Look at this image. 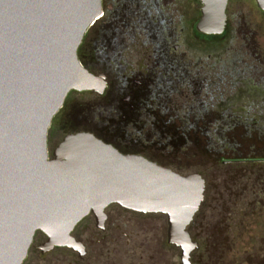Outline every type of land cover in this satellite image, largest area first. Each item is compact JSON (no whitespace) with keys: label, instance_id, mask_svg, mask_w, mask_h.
<instances>
[{"label":"water","instance_id":"water-1","mask_svg":"<svg viewBox=\"0 0 264 264\" xmlns=\"http://www.w3.org/2000/svg\"><path fill=\"white\" fill-rule=\"evenodd\" d=\"M197 1L195 30L221 35L228 0ZM254 1L264 14V0ZM102 16V0H0V264H22L37 231L45 250L78 249L72 229L89 213L102 224L111 204L164 215L180 264L198 247L187 227L204 200L199 174L123 155L84 132L64 136L49 155L48 131L68 94L105 91L104 74L77 57Z\"/></svg>","mask_w":264,"mask_h":264},{"label":"flooded vegetation","instance_id":"flooded-vegetation-1","mask_svg":"<svg viewBox=\"0 0 264 264\" xmlns=\"http://www.w3.org/2000/svg\"><path fill=\"white\" fill-rule=\"evenodd\" d=\"M230 1L225 10L224 32L207 36L195 30L201 41L220 38L226 32ZM181 6L174 0H118L113 3L107 14L108 26L102 37H97L100 45L103 44L109 65L103 73L106 88L101 96L88 92L96 97L104 96V104L101 108L95 105L94 118H88L94 134L84 133L92 134L123 155L141 156L185 176L175 171L170 162L147 157L141 148L148 140L151 143L158 137L168 136L166 129L173 126L174 121L180 122L177 131L183 136L199 121L202 122L200 130L209 136L238 128L262 134L264 61L258 56L253 39L248 38L252 31L248 24H244L242 30L238 27L240 21L232 18L234 25L237 24L232 30L235 44H231L224 59L208 55L206 60L200 59L191 66L190 61L177 54L178 46L175 45L182 21ZM195 9H198L199 21L200 6L196 5ZM95 38L90 40L91 46L96 45ZM101 110L109 114L104 125L95 118L99 115L102 120ZM136 216L163 218L167 238L164 215L135 213L111 204L104 209L102 224H97L94 215L89 213L72 229L69 237L79 245L78 249L53 247L45 250L47 238L35 232L22 264H33L37 256L43 257L41 264H157L142 250L143 244L138 250L129 245L128 239L136 237L138 232L127 235L125 231L133 229L130 217ZM190 225L187 232L191 237ZM143 241L148 242L146 238ZM168 246L179 253V249ZM121 251L123 255L120 256Z\"/></svg>","mask_w":264,"mask_h":264},{"label":"rangeland","instance_id":"rangeland-1","mask_svg":"<svg viewBox=\"0 0 264 264\" xmlns=\"http://www.w3.org/2000/svg\"><path fill=\"white\" fill-rule=\"evenodd\" d=\"M115 1L102 0L104 16L111 11ZM174 1L182 5V21L175 44L178 46L177 54L190 61L191 66L200 59L206 60L208 55L223 56L222 59H224V54L231 44H235L232 30L237 24L234 25L235 20L233 21L232 18H235L236 22L240 21L238 27L242 30H244V24H248L252 30L248 38L253 39V43L259 50L258 56L264 61V14L257 8L254 0H231L227 10L229 26L226 32L220 38H206V41H201L200 35L195 31L199 18L198 9L196 10L195 6L199 7V2L197 0ZM87 34L88 42L96 35L90 29ZM111 76L113 77V74ZM73 104L81 106L90 104L100 107L104 103L88 92L70 93L52 122L51 132L54 144L48 148L49 155L56 141L62 138L58 126ZM105 111H100L102 120L99 115L95 117L102 121L103 125L105 118L109 115ZM201 124L202 122H197L195 126L190 127L189 133L183 136L180 131H177L181 127L180 122L174 121V125L166 129L168 136L158 137L156 140L152 138L154 141L151 143L148 140V144L142 147L141 151L153 160L170 162L172 167L182 175L199 174L206 181V203L190 233L199 247L192 255L191 261L192 264H214L219 261V255L226 253L227 250L233 251L228 253L231 259L249 252L252 244L254 245L253 239H261L264 236V204L254 201L259 200L264 192V163H251V161H264V134L238 128L226 133L221 132L220 136L215 135L209 143L208 133L200 130ZM228 162L237 164H222ZM244 204L253 209L244 222L246 223L245 234L242 232L243 227L240 222V224L238 222L234 224L235 220H239L242 213L240 209ZM130 219L134 227L128 228L125 232L127 235L129 232H138V235L128 239L129 245L138 250L140 244H143L142 250L147 251V257L154 258L157 264H180L178 251L166 243L163 218L136 216ZM241 232L243 238L233 242L234 235ZM145 238L148 240L146 243L143 241ZM232 243L234 246H231ZM124 249L123 245L122 251ZM122 251L120 256L123 255ZM42 262L43 257L41 259L39 256L33 260V264Z\"/></svg>","mask_w":264,"mask_h":264},{"label":"trees","instance_id":"trees-1","mask_svg":"<svg viewBox=\"0 0 264 264\" xmlns=\"http://www.w3.org/2000/svg\"><path fill=\"white\" fill-rule=\"evenodd\" d=\"M116 1H118V0H116ZM108 23H109V21H107V15H105V16L103 15L101 17V19L98 22H96L92 28H90L91 31H94L96 33V35H95L96 38L94 39V43L96 42V45L94 44L93 46H91V44L86 40V35L88 36V34L86 33L78 51H77V57H78L79 62L89 72H92V73L96 72V73H104L105 74L106 68L109 66L105 60L106 57L104 55L105 53H104L103 46H102L103 44L100 45V40H99V38H97L99 35H100V37H102V35H103L102 32H104V30L107 28ZM254 45H255V48L257 49L256 44H254ZM103 97H96V99L102 101ZM95 107L96 106H92L90 104H86L83 106H81L80 104H73L69 108L67 114H65L60 125L58 126V129L60 131V134L62 135V138L66 135L80 133V132H90V133L94 134L95 129L93 127L89 126L88 120L90 118H93ZM100 108H101V106H100ZM54 118H53L52 122L54 121ZM51 129H52V123H51V126L49 128L48 135H47L48 148L52 147V145L54 144L53 143L54 138L52 137ZM262 134H264V132ZM208 135H207V137H208ZM213 137L214 136H209V138H210V140L208 139L209 143L212 141L211 138H213ZM62 138L60 140L56 141L55 146L62 140ZM55 146H54V148H55ZM234 163L237 164L236 162H228V163H222V164H234ZM238 163H240V162H238ZM243 163H246V162H243ZM251 163H264V161H251ZM175 171H176V169H175ZM206 189H207V186H206V181H205L204 200H203V203L201 204V207H200L198 213L195 215L192 224L189 227L190 233H191V228H192L194 222L199 218V216L203 212L204 204L206 203ZM246 197H247V194H246ZM254 201H257V203H260L261 205H263L264 204V192H262L261 198L259 197V200L255 199ZM251 210H253V209L248 208L244 204L240 209V211L242 213L239 217V220L238 221L235 220V222H234V224H236L237 222L241 223V227H243L242 228L243 233H244V228H245V224H246L244 222L247 220L248 216L250 215V212H252ZM237 226H238V224H237ZM242 232L236 233L234 235L235 240L233 242H236V240H239V239L241 240L243 238ZM252 242L254 243L255 246L252 244V249L250 248L249 252H245V253L241 254L240 256H237V257L231 259V256L229 257L228 253H231L233 251L227 250L226 253L219 255L220 256L219 261L214 262V264H264V236L261 239H253ZM231 246H234V244L232 243ZM197 248L199 249V247H197ZM192 255L190 257V261L192 259ZM191 263H192V261H191Z\"/></svg>","mask_w":264,"mask_h":264}]
</instances>
